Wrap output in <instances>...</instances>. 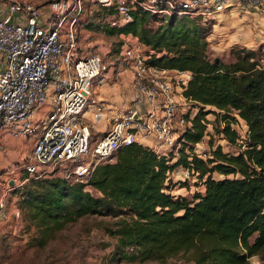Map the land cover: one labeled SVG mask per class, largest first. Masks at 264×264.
Wrapping results in <instances>:
<instances>
[{"label":"trees","instance_id":"obj_1","mask_svg":"<svg viewBox=\"0 0 264 264\" xmlns=\"http://www.w3.org/2000/svg\"><path fill=\"white\" fill-rule=\"evenodd\" d=\"M150 18L157 17L134 11L130 23L106 34L135 38L151 65L190 73L183 96L196 112L174 154L158 156L133 144L97 165L86 185L28 179L16 191L17 205L38 247L79 218L110 216L116 222L104 231L116 240L117 260L164 263L187 255L192 264H244L264 250V71L250 50H232L230 63L209 60L196 20L170 16L152 30ZM208 115L213 133L234 153L211 143L205 159L193 153ZM237 122L245 127L243 137L233 128ZM178 167L202 192L189 199L169 193L167 174Z\"/></svg>","mask_w":264,"mask_h":264},{"label":"built area","instance_id":"obj_2","mask_svg":"<svg viewBox=\"0 0 264 264\" xmlns=\"http://www.w3.org/2000/svg\"><path fill=\"white\" fill-rule=\"evenodd\" d=\"M0 3L5 6L0 18V140L31 141L21 165L26 180L57 175L81 185L97 165L112 162L124 147L138 144L158 156L174 154L194 115L183 96L190 73L151 65L135 38L119 35L120 56L136 98L120 115L105 116L109 106L92 93L105 80V56L98 50L83 56L78 48L77 22L84 3L110 14V29L130 23L134 11L163 19L186 17L203 25L234 5L264 20V0H51L45 14L24 0ZM259 66L264 71V60ZM86 115L105 120L107 129L94 142ZM2 199L0 219L5 218Z\"/></svg>","mask_w":264,"mask_h":264},{"label":"rangeland","instance_id":"obj_3","mask_svg":"<svg viewBox=\"0 0 264 264\" xmlns=\"http://www.w3.org/2000/svg\"><path fill=\"white\" fill-rule=\"evenodd\" d=\"M38 8H45L51 0H24ZM5 13L4 4L0 3V17ZM110 14L90 3L83 4L79 26L78 48L81 55L98 50L105 56L108 67L102 84L92 88L93 96L101 97L108 105V116L120 115L129 105L130 99L136 98L131 90L130 70L120 56L121 39L114 35L108 36L110 29L107 22ZM163 18H150L146 23L148 28L155 30L163 26ZM205 31L207 42L206 56L209 60L221 59L225 63L233 61L232 50H250L260 62L264 60V20L260 15L250 10L233 6L214 19L199 25ZM189 106V112L195 114L196 109ZM107 109L106 107H104ZM107 116V117H108ZM37 125L40 114L35 118ZM35 120V121H36ZM208 125L206 135L193 147V153L205 159L211 149L219 146L224 153H234L235 150L222 140L221 136L213 133V117L206 116ZM240 137L244 136L245 127L241 122L233 125ZM104 129L106 130L107 127ZM38 132V129H36ZM104 132V131H103ZM103 133L91 132V142L100 138ZM210 140V141H209ZM32 143L29 139L0 140V198L3 196L5 218L0 219V264H192L187 255H178L164 263H126L117 260L115 255L116 240L105 233V229L113 228L116 218L110 216H85L67 224L62 230L54 233L44 246L35 244L36 231L29 227L19 207L16 191L28 183L21 173V165L26 161ZM178 147H176L177 149ZM173 162V161H172ZM58 178L57 175L54 177ZM214 178H218L214 176ZM173 185L170 194L189 199L195 192H202V187L194 176L178 167L167 174V180ZM11 182V185L9 183ZM90 194L96 193L88 188ZM244 264H264V250L246 259Z\"/></svg>","mask_w":264,"mask_h":264},{"label":"crops","instance_id":"obj_4","mask_svg":"<svg viewBox=\"0 0 264 264\" xmlns=\"http://www.w3.org/2000/svg\"><path fill=\"white\" fill-rule=\"evenodd\" d=\"M44 8H39V10L41 11V13H43V14H45L46 12H47V6H46V8H45V11H42ZM254 13V12H253ZM5 16V13H4V15L2 16V17H4ZM1 18V17H0ZM17 17L16 16H12V19L14 20V19H16ZM97 100H99V101H101V102H103V104H106L107 102L104 100V99H102L101 97H97ZM111 114V112H105V116L107 117L108 115H110ZM88 120H86V122L88 123V126H89V128H90V134H91V132H93L94 133V135L95 134H98V133H103V131H104V127H105V120H99V121H95V120H91V118L89 117V118H87ZM38 120H36L35 122H37ZM241 125H242V123H241Z\"/></svg>","mask_w":264,"mask_h":264},{"label":"bare ground","instance_id":"obj_5","mask_svg":"<svg viewBox=\"0 0 264 264\" xmlns=\"http://www.w3.org/2000/svg\"><path fill=\"white\" fill-rule=\"evenodd\" d=\"M86 117H91L90 115H86Z\"/></svg>","mask_w":264,"mask_h":264},{"label":"water","instance_id":"obj_6","mask_svg":"<svg viewBox=\"0 0 264 264\" xmlns=\"http://www.w3.org/2000/svg\"><path fill=\"white\" fill-rule=\"evenodd\" d=\"M9 185H11V182L9 183Z\"/></svg>","mask_w":264,"mask_h":264}]
</instances>
